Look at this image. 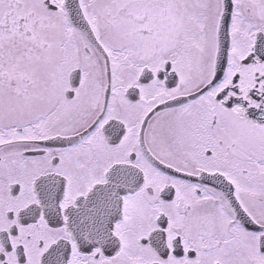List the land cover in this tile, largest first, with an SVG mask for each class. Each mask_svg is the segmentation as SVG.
<instances>
[{
  "label": "snow or ice",
  "instance_id": "obj_1",
  "mask_svg": "<svg viewBox=\"0 0 264 264\" xmlns=\"http://www.w3.org/2000/svg\"><path fill=\"white\" fill-rule=\"evenodd\" d=\"M0 264H264V0H0Z\"/></svg>",
  "mask_w": 264,
  "mask_h": 264
}]
</instances>
